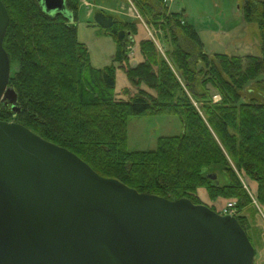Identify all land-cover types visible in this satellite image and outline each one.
I'll list each match as a JSON object with an SVG mask.
<instances>
[{
    "label": "trees",
    "instance_id": "obj_1",
    "mask_svg": "<svg viewBox=\"0 0 264 264\" xmlns=\"http://www.w3.org/2000/svg\"><path fill=\"white\" fill-rule=\"evenodd\" d=\"M2 1L10 16L4 48L16 102L0 103L1 121L25 126L139 193L202 205L204 189L212 201L235 202L252 242L242 212L264 209V80H258L264 74V2L243 4L244 22L258 25L262 41L261 55L246 57L206 53L197 30L183 23L182 13H171L167 0H134L165 49L151 37L137 45L138 20L98 11L101 32L117 50L112 65L97 68L67 17H77L81 0H66L68 14L56 15L40 0ZM118 70L132 86L122 94ZM217 94L221 101L214 102ZM162 115L180 116L183 134L159 138L153 151H130V119ZM208 207L221 214L217 204Z\"/></svg>",
    "mask_w": 264,
    "mask_h": 264
},
{
    "label": "water",
    "instance_id": "obj_2",
    "mask_svg": "<svg viewBox=\"0 0 264 264\" xmlns=\"http://www.w3.org/2000/svg\"><path fill=\"white\" fill-rule=\"evenodd\" d=\"M65 2L40 0L47 12L68 14ZM9 23L0 0V103L8 98L15 107ZM255 257L236 217L139 193L0 120V264H254Z\"/></svg>",
    "mask_w": 264,
    "mask_h": 264
},
{
    "label": "rangeland",
    "instance_id": "obj_3",
    "mask_svg": "<svg viewBox=\"0 0 264 264\" xmlns=\"http://www.w3.org/2000/svg\"><path fill=\"white\" fill-rule=\"evenodd\" d=\"M244 2L245 0H170L169 8L185 10V13L189 16V22L197 29L205 51L209 55L260 56L262 45L260 31L257 24L244 22ZM101 6L109 8L103 9L108 14L127 21H139L133 16L135 6L144 18V23L147 24V21L150 23L149 19L146 18L147 16L140 11L141 7L137 6L134 0H81L77 17L75 18L73 14H68L67 17L77 26L79 40L88 48L91 63L97 68L112 65L117 50L116 42L112 37L101 32L103 25L95 17L96 13L102 10ZM57 13L58 11L52 14L56 15ZM182 18L185 22L184 15H182ZM142 23L140 21V33L139 37H136L137 45L142 38H152L153 29H155L151 23L150 25L147 24L148 28ZM153 37L158 47L160 49L164 47L165 49L163 37L160 34L159 39L157 35H153ZM258 80H264V74ZM116 89L118 93H123L126 89H132L126 75L121 70L117 72ZM254 94L257 95L259 92L256 90ZM244 97L243 102H247L248 99L245 95ZM219 101H221V96ZM183 132L184 125L178 115L132 117L129 123L128 146L130 151H153L157 148L159 138L180 136ZM256 187V183H250L253 196ZM198 195L203 202L202 205L217 204L219 210H222L225 206L221 200L212 201L204 189L200 190ZM242 214L248 217L252 225V230L248 234L252 238L256 251L254 264H264V209L258 207L257 212V210L250 207L245 209Z\"/></svg>",
    "mask_w": 264,
    "mask_h": 264
},
{
    "label": "built area",
    "instance_id": "obj_4",
    "mask_svg": "<svg viewBox=\"0 0 264 264\" xmlns=\"http://www.w3.org/2000/svg\"><path fill=\"white\" fill-rule=\"evenodd\" d=\"M167 2H170V0H167ZM139 19H142L139 14H136ZM155 36V34H153ZM152 35V38L154 39ZM220 100V96L216 95L214 96V101L217 102ZM223 214L228 216L236 217L238 216V210L236 207V204L234 202H229L224 208H223Z\"/></svg>",
    "mask_w": 264,
    "mask_h": 264
},
{
    "label": "crops",
    "instance_id": "obj_5",
    "mask_svg": "<svg viewBox=\"0 0 264 264\" xmlns=\"http://www.w3.org/2000/svg\"><path fill=\"white\" fill-rule=\"evenodd\" d=\"M83 1V0H82ZM101 8H102V10L103 9H109V8H105L104 6H101ZM170 9V8H169ZM104 11V10H103ZM110 11H111V9H110ZM183 11V13H184V16H185V19H186V21L188 22V23H190L189 22V16L185 13V10L183 9V10H181V8L180 9H177V10H173L172 8L170 9V12L171 13H179V12H182ZM191 24V23H190ZM191 25H193V24H191ZM194 26V25H193ZM194 28H195V26H194ZM196 29V28H195ZM197 30V29H196Z\"/></svg>",
    "mask_w": 264,
    "mask_h": 264
}]
</instances>
